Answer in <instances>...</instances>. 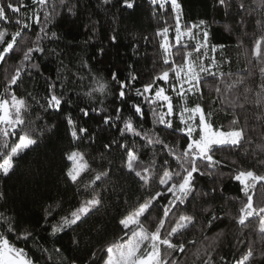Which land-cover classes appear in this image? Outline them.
Listing matches in <instances>:
<instances>
[{
	"label": "trees",
	"instance_id": "trees-1",
	"mask_svg": "<svg viewBox=\"0 0 264 264\" xmlns=\"http://www.w3.org/2000/svg\"><path fill=\"white\" fill-rule=\"evenodd\" d=\"M246 2L251 4V0ZM23 3L28 5L25 22L32 24L28 17H31L32 9L38 6L32 4L31 0H23ZM53 3L57 5L55 10L51 7ZM180 3L184 7L183 23L206 21L209 43L225 46L223 49L218 48L214 53L208 51V58L215 56L219 62V68L212 70L224 72L223 80L209 79L208 84L202 85L204 95L189 94L188 104L191 105L193 101L202 104L206 111L211 112L210 120L216 128L230 130L234 127L231 123L233 117H238L239 124L235 127H242L246 137L254 143L250 145L245 142L243 147L215 152V158L223 162L221 168L211 176L197 175L196 199L190 204L181 205L182 211L197 214V219L201 222L183 237L184 240L195 239L196 244L186 245V253L166 252L165 255L177 259L178 264H202L207 253L213 264H235L252 242L257 251L255 264H264V257L259 255L261 248H264V239L258 233V221L253 218L247 227H241L233 219L238 215L244 197L240 191L241 185L232 179L238 169L252 167L257 172L264 171L259 166L264 156L255 148V145L264 143V93L256 95L257 92H261L260 85L264 84V74L261 72L264 68V45L261 48V55L259 57L254 55V41L264 34V28L255 25V20L260 18L261 13L259 10L254 11L252 16L245 13L243 16L245 24L241 26L239 21L242 17L237 14L235 5L226 11L216 3V0H180ZM66 4L72 6L73 11L70 12L60 0H49V5L40 9L41 23L33 25L28 31L29 43L36 39L33 33L43 35L39 32L41 25L49 33V38L41 41L45 53L33 54L34 59L31 63L38 64L39 68L26 65L25 74L22 76L24 83L17 90V95L32 93L36 100L43 104L42 97L47 94V79L51 78L59 86L61 81L56 79L57 76L69 75L67 70L62 71L63 66L66 65L67 69L75 73L82 60L94 70H99L106 78L109 77L110 71H115L121 77L135 75L137 80L133 84V90L128 93L126 104L117 99L115 86L113 93L101 97L102 102H98L83 95L87 89L78 88L68 82H65V99H70L71 102L63 105L61 112L45 111L39 104L30 101L33 109L30 113L32 127L42 131L43 136L38 148L26 151L16 161L14 174L0 177V192L6 194V199L0 200V211L19 220L20 231L27 229L32 232L27 241L17 240L15 236L10 237V240L17 247L28 251L34 259H38L39 264H45V259L40 253L41 247L50 251L52 248L61 249V255L54 257V264H71L73 260L75 264L89 262L102 264L105 246L122 235L121 226L118 224L119 216L130 211L137 201L160 189L156 183L150 186L137 184L135 179L120 167L122 153L108 154L104 151L105 143L114 138L120 139L118 129L122 128L123 124L117 121L108 129L100 117L104 114L115 116L117 107L123 109L120 112L122 118L130 117L131 106L141 102V97L135 95V89H142L143 85L152 82L154 76L167 70L169 66L163 62L164 50L160 47L163 39L156 35V32L165 26L164 21H167L170 26L171 42L174 43L175 34L171 30L174 27V20L168 5L159 8L158 5L151 4L150 0H135L133 9L123 8L118 0H112L109 5H104L103 0H66ZM45 13H52L47 23ZM5 26L8 33L15 31L12 25L5 24H0V30ZM53 31L60 37L59 40L51 38L50 34ZM112 36H116L114 42L110 39ZM8 38L5 36L6 40ZM188 45L187 50H190L192 42L188 41ZM101 47L104 49L103 55L100 54ZM49 49H55L60 53L59 57L47 54ZM171 51L172 56L169 59H175V62L180 64L181 54L177 53L176 48ZM6 59L7 63L0 65V92H3L4 69L7 68L10 73L12 65H19L22 59L20 50L17 49ZM209 59H204L203 62L208 64ZM225 59L231 63L224 62ZM60 61H63V65ZM72 79L74 77L69 75V81ZM172 82L174 81L170 77L169 84ZM156 84L160 85L162 82L156 81ZM217 84L222 90L220 99H217L215 93ZM163 86L167 88V85ZM167 94L173 97V103L178 111L184 101L170 89ZM85 105L90 109L95 107L97 112L90 113L89 117H83L79 108ZM144 108L146 114L142 125L145 130L158 133L171 145L185 144L183 132H173L171 129L161 131L163 126L155 122L152 110L147 104ZM100 109L104 111L101 112ZM68 115L78 119L82 126L87 127L96 136L94 143L90 144L85 140L80 144L93 168L99 169L101 166L110 165L114 175L104 185L106 207L102 214L93 217L89 224L76 232L67 229L54 236L43 220L45 208L54 200H59L65 209L77 201L75 187L68 183L64 176V153L72 143L66 122ZM173 127L183 126L178 119L173 118ZM127 140L130 144H135L141 153L147 152V156H142V159L147 160L155 153L156 170H159L164 158L159 145L146 148L141 138L133 137L131 134L127 135ZM200 167L203 170V164ZM213 188H216L215 192H212ZM260 192H264V189L258 188L257 197L260 198L254 197L256 205L264 201V196H260ZM203 193L208 195L204 196ZM171 198V194H168L162 197L158 204L163 206ZM203 208H211V212H202ZM213 212L221 219L214 221L209 227L203 221L208 220ZM160 214L157 208L145 226L153 224ZM200 229H203V234ZM97 230H101L99 235ZM73 239L78 243H73ZM93 251L96 252L95 260H91ZM196 253H199V256Z\"/></svg>",
	"mask_w": 264,
	"mask_h": 264
},
{
	"label": "snow or ice",
	"instance_id": "snow-or-ice-1",
	"mask_svg": "<svg viewBox=\"0 0 264 264\" xmlns=\"http://www.w3.org/2000/svg\"><path fill=\"white\" fill-rule=\"evenodd\" d=\"M32 4L38 7L32 9V24L25 22L28 5L23 0H0V24L12 25L15 31L8 33L7 26L0 30V65L6 64L7 59L17 49L20 50L22 59L19 65H12L11 72L4 69L5 80L3 92H0V177H8L14 174L17 167L16 161L28 150H35L40 146L43 132L32 127L30 113L33 111L32 103L39 104L40 108L48 111L55 110L61 112L62 106L69 104L70 99H65V82L75 85L78 88L87 89L83 95L98 102L101 97H106L113 93L117 99L126 104L128 93L133 90V84L137 80L135 75L121 77L117 72L110 71L109 77H104L99 70L89 67L86 61L81 64L75 73L63 66L68 74L74 79L69 81V75L57 76L61 83L59 86L56 81L48 78L46 81V95L42 97L43 104L32 93L17 95V90L24 83L22 76L27 64L31 68H39L36 63H31L34 53H45V48L41 41L49 38V33L41 25L39 32L43 35L33 33L36 39L29 43L27 38L28 31L33 25L40 24V9L49 5V0H31ZM61 4L73 11V7L66 4V0H60ZM112 0H103L104 5H109ZM118 3L126 9L135 7V0H118ZM153 5L164 8L168 5L173 13L174 43L169 40L170 26L164 21L163 27L159 28L156 35L162 37L163 42L160 47L164 50L163 62L169 67L153 77L152 82L135 89V95L141 97L140 103L133 104L132 115L127 119L120 116L123 110L120 107L115 109V116L104 114L100 117L102 123L111 129L117 121L123 124L119 128L120 139H111L103 145L106 153H122L121 169L135 179L141 186H150L156 183L160 190L147 196V198L137 201L136 205L130 210L122 213L118 218L121 226L122 235L108 243L104 248V256L101 258L102 264H178V260L166 252L186 253V245H195L196 240H184L183 237L197 224L201 223L197 219V214L182 211L181 205L190 204L196 199V176H211L217 172L222 165V161L215 158V152L231 148L243 147L244 143L253 144L248 139L242 127H235L239 124V118L233 117L231 123L234 125L230 130L216 128L210 120L211 112L206 111L205 107L193 101L188 104V95H204L202 85L208 84L209 79L222 81L225 73L213 71L219 68V62L215 56L208 58V51L213 53L224 45H211L209 43V32L206 21L200 20L196 23H183L184 7L180 0H150ZM216 3L226 11L235 5L237 14L242 18L239 24L243 26L244 14L252 16L253 12L259 10L261 16L255 20L257 27L264 28V0H251V4L246 0H216ZM252 5L256 7L253 8ZM56 4L51 5L55 10ZM22 9L24 10L22 12ZM52 13H45V23L48 22ZM51 38L59 40L56 32H51ZM5 36L9 38L6 40ZM113 42L116 36L110 38ZM184 41V42H182ZM188 41L192 42L190 50H187ZM242 44V41L240 42ZM254 55H261V48L264 45V34H261L254 41ZM176 48L177 53L181 54V63L177 64L175 59L170 60L172 49ZM104 49L100 48L103 55ZM47 54L59 57L60 53L55 49H49ZM204 59H209L205 64ZM226 63H231L226 60ZM63 65V61H60ZM264 74V68L261 69ZM30 74V73H29ZM170 77L172 83L169 84ZM77 81L79 82L77 84ZM156 81L162 84H156ZM163 85H167V88ZM187 85V88L185 87ZM231 87V85L229 86ZM168 89L174 92L184 103L177 111L173 103V97L167 94ZM261 92L264 93V84L260 85ZM217 99H220L222 90L219 84L215 87ZM79 94V93H78ZM223 103V101H221ZM147 104L152 110L156 123L163 126L161 131L171 129L173 132L180 131L185 134V144L183 146L171 145L158 133L145 130L142 125L145 117L144 105ZM155 106V107H154ZM103 112V109H100ZM79 112L83 117H89L90 113H96L95 107L89 108L87 105L80 107ZM173 118L178 119L183 127H173ZM69 126L71 147L64 153L66 181L75 187L77 201L72 206L65 209L59 200H54L45 208L44 223L50 227L51 234L57 235L71 229L76 232L89 224L93 217L102 214L106 207V197L104 195V185L111 180L114 172L112 167L101 166L99 169L93 168L87 158V154L81 150L80 144L85 140L95 142L96 136L87 127L82 126L78 119H73L71 115L66 117ZM139 137L144 141L146 148L160 146L164 154L162 163L157 171L156 154L153 153L147 160L142 156H147V152L141 153L135 144H130L127 135ZM260 155L264 156V143L255 145ZM235 163V161H233ZM203 164V170L200 165ZM259 166L264 169V160L259 162ZM87 177V178H86ZM232 179L241 185V193L244 199L241 201L238 215L233 217L235 222L241 227H247L252 219L258 221V233L264 239V201L259 205L254 202L257 197L258 188L264 189V171L257 172L252 167L238 169L234 172ZM216 188L212 189L215 192ZM222 191V189H221ZM171 194V199L160 206L158 202L162 197ZM207 196L208 193H203ZM264 196V192H260ZM260 197H257L259 199ZM6 199V194L0 192V200ZM159 208L160 216L149 226L146 222L152 213ZM58 210V211H57ZM202 212H211V208H203ZM55 213V215H53ZM51 217V220H49ZM221 219L214 212L208 220L203 221L207 226ZM20 223L15 217L6 215L0 211V264H39L38 259H34L29 252L22 247H17L10 237L15 236L17 240L27 241L32 236V232L24 229L20 231ZM90 230V229H89ZM203 234V229H200ZM101 230H97L98 235ZM73 243H78L73 239ZM41 257L45 259V264L53 262L54 257L61 255L60 248H40ZM199 256V253H196ZM259 255L264 257V248H261ZM257 251L254 243L250 242L242 254L235 261V264H255ZM96 252H91V260H95ZM223 260V258H221ZM75 264V261H71ZM90 264V262H89ZM202 264H213L211 257L205 253Z\"/></svg>",
	"mask_w": 264,
	"mask_h": 264
},
{
	"label": "rangeland",
	"instance_id": "rangeland-1",
	"mask_svg": "<svg viewBox=\"0 0 264 264\" xmlns=\"http://www.w3.org/2000/svg\"><path fill=\"white\" fill-rule=\"evenodd\" d=\"M169 40L171 41V38H170V33H169ZM185 87L187 88V85H185Z\"/></svg>",
	"mask_w": 264,
	"mask_h": 264
}]
</instances>
